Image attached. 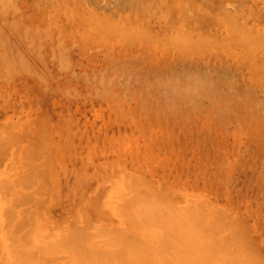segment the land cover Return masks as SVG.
<instances>
[{"label": "rangeland", "instance_id": "obj_1", "mask_svg": "<svg viewBox=\"0 0 264 264\" xmlns=\"http://www.w3.org/2000/svg\"><path fill=\"white\" fill-rule=\"evenodd\" d=\"M262 42L263 44H261ZM253 43L255 44L254 46ZM242 48H244V53L241 52L243 51ZM249 48L251 52L248 51ZM17 131L18 133L20 131V137L25 138L24 141L17 138L19 137L16 133ZM27 131L32 132V136L28 133L26 135L23 134ZM12 132L14 137L18 135L17 139H13ZM2 135L5 138H11L15 145L14 143L11 145L8 142L10 139H6V141ZM29 137L31 141L35 140L33 142H36L37 145L44 144L43 146H38L41 148L37 149L39 154L34 151L37 147L36 144L31 142L33 149L35 148L34 150H30L31 146L24 145L26 141L30 140ZM0 138L4 140L3 142L0 140L1 146L4 145L8 149L4 150V146L3 148L0 147V180L2 178V180L9 179L8 183L4 181V184H0V264H85L88 261H90L89 264H97V259L99 258L100 262H103L101 264H129V257L128 259L125 258L126 252L129 251L131 254L128 253L130 258H134L137 253L140 255L139 260L142 258L141 262H138L136 256L134 259L132 258L133 260L130 259V262L134 261L137 264L145 262L148 264V261L153 259L149 258L152 255L156 257L158 254L152 248L158 244L156 247L160 248V250L162 248L163 252L165 249L163 245L161 247V244H164L163 241L166 243L167 240L171 244H175H172L174 245L172 246L173 251L176 253L178 250L177 252L181 254H172L171 249L166 245L168 242L164 244L170 250L169 255H174V261L175 258L177 259L176 255H178L179 262L182 261L180 256H182V262L187 259L185 263L180 262V264H188V259H191V255L194 254L191 252L193 248L195 249L193 243L197 242V240L200 241L203 237L201 236L200 239V236H197L194 241V238L188 237V235H191L189 233L193 232L191 231L192 229L187 230L186 227L183 228L184 226H182V229L178 225H176V228H172V226H175L174 222L179 224L178 219L182 221L181 225L188 223L182 220L183 216L186 215L184 212L187 211H184L185 208L181 207L190 208L187 202L190 200L189 203H191V199L194 198H196L197 202L199 199L204 202L200 201V204L198 203L200 206H198L195 203L196 200L195 202L193 200L191 207L193 210L196 209V213H199L202 209L201 207H204V211H200V214L202 212L205 213L203 214L204 216L208 215L209 218H205L207 223L210 222V224L202 223V226L200 225L195 230L198 231L201 227H204L203 225H206L203 231H207L206 227L208 225L212 226L216 216L219 215V213L215 212V209H220L222 212L224 210L225 213L224 215L222 214V222L219 220L220 224L218 223L219 217H222L220 213V216L216 218L217 221L214 223V227L212 226L213 228L216 226L215 231L212 232L216 242L219 239H221L218 241L219 243L227 241L228 250L229 244L232 243L230 239L232 233L229 234V229L232 228L231 232L235 230L234 232L237 236L233 233V236H235V238L232 236L234 241H239V243H235L236 246L237 244L240 247V244L245 245L240 242L241 230H237L240 233L236 231L240 226H242L241 229L243 228L242 233L245 235L244 231H247L250 236L251 241H249L250 239L247 241V233L246 236L243 235L242 239L245 243L246 241L249 244L252 242L248 245V247L250 246L249 249L254 250L251 247L255 245L256 241V245L253 248L256 250L258 247V250H254L255 252L253 253L252 251L249 253V250H246L248 256L244 252L245 247L243 248L244 250H241L237 246L238 254L236 252L237 249L234 253L238 257L239 254L242 256L239 258L234 256V258L238 259V261L236 260L237 263L235 261L229 262L233 259V254L232 258L228 259L229 261L227 257L220 258V261L225 258L230 264H246L245 260L247 259L249 262L250 260L251 262L255 260L254 263H256L259 260V263H263L264 0H0ZM39 138L43 142H40ZM17 140L19 142H16ZM6 142L9 143V147ZM21 145L27 147V149L25 150V147ZM22 147L24 148L23 151L26 152L22 153L21 156L22 150L20 151V149ZM42 147L43 153L46 150L45 153L50 155L44 156L46 158L49 157V161H46L51 166L50 168L56 167L51 169L50 172L45 169L47 164L44 169L42 167V164L44 165L46 162L43 160L42 152H39V150L42 151ZM3 152L6 153L3 154ZM26 153L29 156V160L31 157H36L35 161L32 158L33 163L28 161V158L26 159L28 157ZM2 154L4 157H1L3 156ZM50 159L52 160L50 161ZM31 163L33 166L32 172L37 167L36 171L27 173L28 170H31ZM7 164L10 166L14 164L18 167L13 168L14 165L10 167L9 176V165ZM19 167L22 169H19ZM39 168H42L43 173ZM44 170L45 172L47 170V176ZM17 171L20 174H16ZM30 173H32V180L28 178ZM6 174L7 176L5 177ZM21 174L24 178L29 174L27 176L28 179H23L25 182L16 180L18 177L16 175L21 176ZM39 175L40 178H38ZM42 175L46 178L45 182L48 181L47 183L44 182L43 179L45 178ZM34 176L36 180H34ZM126 176L128 179L132 178L130 181L134 180L135 177L137 181H141L143 177L139 184L142 183V188L146 186L151 191V195L150 193L149 196L145 194L146 198L148 196V199L150 197L153 200L155 199V202L152 203L157 204L159 208L155 207V205L153 206L155 208H150L151 205L148 206L147 203L149 200L142 199L145 196L142 195L144 194L142 193L144 189L140 191L141 197L139 193L137 194L139 197H135V194L139 191L135 189V185H130L129 187L130 182L127 185L129 188H126V183H124V177ZM27 180L29 181L27 182ZM37 180L40 181L38 182ZM31 181L37 186H34ZM113 181L114 183H110ZM151 181H154V183ZM12 182L14 183V189H18L16 191L13 189L15 193L20 189L22 193L19 191V196L28 194V196H25L26 200L29 197V191L30 193L33 192L30 194L31 197H29L31 201L29 198L27 200L32 202L31 204L27 201V204L23 202L24 197L19 201V196H16L13 190L10 192V187L7 188L6 186L9 183L13 184ZM39 185L40 187H38ZM124 185L126 190L123 188ZM46 186L50 187L49 190ZM52 186L55 187L52 188ZM141 186L138 188L140 189ZM158 187L164 188V190H159L166 192V196H173L170 197L171 199L173 198V201L175 199L174 204L171 203L172 206L181 205L180 208L183 210L178 211L179 207L175 209L174 206L175 211L173 210V212H178L180 215L184 214L181 217L182 219L177 213L178 219L175 221L174 219L170 220L175 215L172 210L170 211L171 217L169 216V209L168 215L165 212L166 209L163 210L164 202H162L164 204L160 201L156 203L159 198L158 195L161 193V191L157 193ZM37 188H40L38 189L39 191H34ZM130 190L133 191L131 192ZM136 190L137 192L132 196V193ZM7 191L10 194L7 196L8 201L18 197V200L11 201L12 203L15 202V205L18 203L17 206H14V208L16 207V209H13L15 210L14 212H12L13 210L11 211L13 205L10 206L9 204L11 203L6 201L7 197L4 193ZM47 191H50L52 193L51 196H55L54 198L58 202L50 197V194L46 193ZM39 192L42 193L41 195L46 193L48 197L46 195L40 196ZM12 193L15 194L13 198L11 196L13 195ZM174 193L175 195L179 194L180 196L178 195L177 198L180 197V199H176ZM118 194L121 196H118ZM123 195L126 198L125 201L127 200L130 203L125 201V203H122L120 201L124 200ZM164 195L161 199L164 198ZM37 196L38 199L40 197L45 198L40 205L41 208L39 207V210L41 209L39 219L37 216L39 210L34 207L38 202L36 201ZM131 198L135 200V203ZM170 198H168L169 202L171 201ZM115 199H117L119 204H124V207L127 205L128 208L136 204V201V206L140 203L141 205H139L138 210L135 209V205H133L132 209H124V207L120 209L119 207L115 211L117 212L120 209L124 213L122 212L123 215L118 216L113 207L122 205H119ZM138 199L139 201L143 200L142 202L146 200V203H139ZM186 199L189 200L186 202ZM4 200L7 204H5ZM150 201L149 203L151 204ZM22 202L25 204L21 205ZM50 203L51 205L59 204L53 207ZM159 203L162 206L158 205ZM194 203L200 210L198 207L194 209ZM4 204L7 208L10 207L7 210L9 211V213L7 212L8 214L4 211L7 209ZM25 205H28V209L31 205V208H34V214L30 216L33 210L31 208L30 214L24 210L26 214H29V216L25 215L24 218L26 216L29 218L23 223L20 217H18L19 221L16 216L21 214L22 217V210L20 209H25ZM140 206H143L142 211L144 213L141 212L142 214H140L143 217L138 214L141 211ZM168 206L167 208L171 207ZM212 206L213 208H211ZM146 208H148L147 211ZM79 209H82L84 213H88V216L84 214V217L87 216L86 218L89 221H87V224L90 223L92 225V227L89 225L90 229L88 226L87 228L84 226L85 223L82 221L87 219L81 216L83 212L81 210L80 213ZM152 209H154V212H152ZM156 209H160L166 215L162 213L160 215V211L158 212ZM17 211L20 213L18 214ZM135 211L136 213L132 214ZM182 211H184L183 214H181ZM192 211L189 212L192 213V216H196V213ZM150 213L153 215L152 218L154 220L151 218L152 215ZM215 213L217 215L214 216ZM124 214H128L127 218L128 216L132 217L130 219L131 222L124 221ZM210 214L215 217L212 220L213 222L209 221L212 219ZM226 215L227 217H233L234 221H237L235 222L237 225L241 223L239 227H233L235 226L234 222H230L231 218H226ZM122 217L124 218L123 223L125 226L120 223L122 222ZM83 218L84 220H82ZM138 218H145L144 222H146V225H149L153 220V222H156L155 226H157L162 221V225H160L164 227V229L162 227L163 232L159 233L157 228L160 227L155 228L154 223L150 225L152 229L148 226L147 230L146 226H144L145 223ZM147 218H151V222ZM132 219L134 220L133 223ZM197 219L200 218L196 217V222ZM185 220L188 221V218H185ZM190 222L193 223L195 221L190 220L189 224ZM126 223L132 224L131 230L133 232H129L139 233L137 235L143 238L140 239L142 241H137L138 244L142 245L141 247L137 243V245L133 246L135 241L132 242V247L130 245L131 241H125L124 238L127 239L128 236L130 238L129 234H126V236L124 233L127 231L121 228L123 226L126 227ZM134 223L138 224L135 225ZM216 223H218V227ZM100 224L101 226L105 225L104 227L106 228L113 226L118 228L120 226V228L115 227L117 230L111 231L108 228L107 230L103 229L108 232L106 235L102 234L100 236L101 233L98 234L101 229ZM133 224L136 229L141 227L142 231L137 229L138 232H136ZM142 224L143 226H141ZM75 225L84 228L85 231L87 230L86 232L91 230L92 236L86 235L89 239L83 238L86 237L85 234L82 237L79 233L80 229L76 228ZM166 225L168 227L171 226L170 229L172 230H169ZM220 225H223L224 228L226 227L225 233L227 232V236L230 235L228 239L231 242L226 238L223 240L226 235L222 234L224 230L223 232L220 231V229H224L222 228L223 226L220 228ZM192 226L197 227L198 225L194 223ZM188 227L190 228L191 226L188 225ZM74 229L79 235H76ZM165 229H167V234L165 232L166 236L165 234L161 235ZM176 229L183 230L182 232L178 230L180 232L178 237ZM120 230L124 234L123 237V234L120 233L121 237H123L121 240H119L120 235H118ZM109 231L112 236L113 234L118 235H116L119 238L117 244L123 243L125 245H114V242H112L113 247L110 245H108L110 248L103 246L101 241L105 239L106 242L108 238V240L113 238ZM112 231L115 232L112 233ZM151 231L152 233L157 231V234L153 233L156 236L149 235ZM143 232L147 236H144ZM216 232H219L218 235L220 237ZM94 233L98 235L94 236ZM108 233L111 237H108ZM67 234L72 240H69ZM160 235L163 236V239ZM183 235L185 238H189L188 241L190 239L193 241V243L190 241L189 244L187 242L188 247L186 244L182 245L185 243L184 240H187L183 238ZM66 236L68 237V242L66 241L68 245L63 242ZM74 236L76 239H74ZM77 236H80V238L77 239ZM164 236L168 238L166 241ZM193 236L195 237L196 234ZM101 237H103L102 240L100 239ZM158 237H161L160 240H162L159 241ZM246 237L247 239L244 240ZM179 238H183V240ZM79 239L81 242L77 243ZM81 239H84L85 242H82ZM94 239L97 240L96 242L101 240L102 250L106 247L111 251V247L114 249V247L121 246L118 252L119 250L120 252H125L123 250L128 248L123 253L125 257L122 256L125 259L120 257L121 255H116L119 254L118 252L113 254L109 251L106 253V250L101 251L98 248L101 244H94ZM90 240L92 242L94 240L92 249L97 247L96 249H99V253L101 251V255L106 254V259L109 257L108 259H111V261L101 259L105 255L95 259L94 257L98 255V251L97 253L92 251L94 252L92 254V249H85L88 243H90L89 246L91 245ZM137 240L139 239L137 238ZM179 240H181V244H179ZM148 241H150L149 245L154 244L152 248L147 245ZM86 242L88 243L85 244ZM82 243L86 245L84 250L77 248V244L79 247V244L81 245ZM177 243L179 246L176 245ZM74 244L76 249L75 247L72 249ZM108 244L111 243L108 241ZM235 244L232 243V247ZM180 245L184 246V251ZM224 245H221V248L219 246V248L222 249L224 247L223 249H225ZM205 246L201 247L203 251ZM211 246L210 249L212 248ZM218 246L213 248L216 249ZM186 247L188 248L186 252L191 254H188V257L185 252ZM139 248H143L142 250L147 248V251L150 249L151 251L146 252L141 249L140 251ZM189 248H191V251ZM198 248L200 249V246L198 247L197 245L195 252H197ZM199 249L198 252L200 251ZM160 250L158 249L162 253ZM231 250L234 249L230 248L228 251L233 253ZM239 250L243 251L245 255ZM116 251L113 250V252ZM217 251L218 253L221 252L220 255H222V251L226 255L228 254L225 250ZM165 252H163V256ZM204 252V258L209 262L211 258L208 257H214L217 254H213L214 251L212 252L209 248ZM110 254L117 256L115 260H112L114 257ZM86 255L90 257L92 255L91 260H94V262L88 259V261L82 263ZM82 256L84 259H82ZM163 256H161V259ZM201 256L203 257V254ZM243 256L248 258L244 257L246 259L243 260L241 259ZM193 257H197V259ZM192 258V263L194 259L198 260L197 264L202 261L199 260L201 258L197 253ZM146 259L147 262L145 261ZM157 260L153 259L152 262H149L150 264H155L153 261ZM165 260L168 259L165 258ZM212 260L215 264H220L217 263L216 257L212 258ZM142 261L144 262L142 263ZM159 261L161 262L162 260ZM179 262L177 263L179 264ZM163 263H166V261ZM167 263L169 264V261ZM206 263L208 264V262Z\"/></svg>", "mask_w": 264, "mask_h": 264}, {"label": "bare ground", "instance_id": "obj_2", "mask_svg": "<svg viewBox=\"0 0 264 264\" xmlns=\"http://www.w3.org/2000/svg\"><path fill=\"white\" fill-rule=\"evenodd\" d=\"M240 2H241V1H240ZM245 3H246V2H245ZM204 12H205V11H204ZM205 13H206V12H205ZM208 13H209V12H208ZM215 13H216V11H215ZM213 16H214V15H213ZM216 16H217V15H216ZM258 23H259V22H258ZM231 25H232V23H231ZM232 26H234V24H233ZM241 26H242V25H241ZM123 29H124V27H123ZM126 29H127V28H126ZM245 29H246V28H245ZM245 29H244V30H245ZM108 30H109V28H108ZM124 31H125V30H124ZM245 31H246V30H245ZM127 32H128V31H127ZM140 32H142V31H140ZM125 33H126V31H125ZM130 33H131V32H130ZM130 33H129V34H130ZM138 33H139V32H138ZM138 33H137V34H138ZM142 33H143V32H142ZM140 34H141V33H140ZM252 35H253V33H252ZM139 36H140V35H139ZM262 36H263V35H262ZM141 37H142V36H141ZM258 37H260V36H258ZM247 38H248V37H247ZM131 40H132V39H131ZM257 40H258V39H257ZM259 40H261V39H259ZM262 40H263V39H262ZM196 41H198V40L196 39ZM212 41H213V40H212ZM248 41H250V40H248ZM252 41H253V40H252ZM177 42H179V41H177ZM186 42H187V41H186ZM216 42H217V41H216ZM257 42L260 43L259 41H257ZM146 43H147V42H146ZM148 43H149V42H148ZM160 43H161V42H160ZM160 43H159V44H160ZM164 43H165V42H164ZM196 43H197V42H196ZM198 43H199V42H198ZM200 43H201V42H200ZM208 43H210V42H208ZM211 43H213V42H211ZM217 43H218V42H217ZM255 43H256V42H255ZM258 43H256V44H258ZM179 44H181V43H179ZM179 44H178V46H179ZM182 44H183V43H182ZM261 44H263V42H262ZM157 45H158V43H157ZM199 45H200V44H199ZM199 45H198V46H199ZM201 45H202V44H201ZM254 45H255V44L253 43V46H254ZM259 45H260V44H259ZM180 46H182V45H180ZM183 46H184V45H183ZM228 46H229V45H228ZM200 47H201V46H200ZM183 48H184V47H183ZM186 48H187V45H186ZM242 50H243V51H241V52L244 53V48H242ZM253 50H254V49H253ZM239 51H240V50H239ZM248 51L251 52V49L249 48ZM248 51H246V52H248ZM246 52H245V53H246ZM250 52H248V53H250ZM238 53H240V52H238ZM260 53H261V52H260ZM235 54H236V53H235ZM262 54H263V53H262ZM247 56H248V55H247ZM255 56H256V55H255ZM248 57H249V56H248ZM240 59H242V58H240ZM240 61H241V60H240ZM242 61H244V60L242 59ZM242 61H241V62H242ZM245 62L247 63V61H245ZM262 62H263V61H262ZM261 64H262V63H261ZM247 65H248V64H247ZM249 65H250V64H249ZM251 65H253V64H251ZM254 73H255V72H254ZM31 119H32V118H31ZM7 123H8V122H7ZM11 123H12V122H11ZM12 126H13V125H12ZM3 127H4V126H3ZM3 132H4V131H3ZM7 133H8V132H7ZM14 133H15V132H14ZM16 133H17L18 135L21 134L20 131H19V133H18V131H17ZM22 133H23V132H22ZM27 133L31 135L32 132H28V131H27L26 133H23V134L26 135ZM4 134H5V133H4ZM12 134H13V132H12ZM17 134H16V135H17ZM5 135L7 136V134H5ZM16 135H15V136H16ZM18 135H17V136H18ZM17 136H16V137H17ZM21 136H22V135H21ZM23 136H24V135H23ZM31 136H32V135H31ZM31 136H30V137H31ZM2 137H4V135H2ZM10 137H11V134H10ZM13 137H14V134H13ZM16 137H14L13 139H17V138H18L19 140H23V141H24V139H25V138H23V137H20V135H19L20 138H19V137L16 138ZM30 137H29V139H30ZM4 138H5V137H4ZM22 138H23V139H22ZM6 139H10L8 142H10L11 145H13L14 141L12 142L11 138L7 137V138H5V140H6ZM32 139H33V138H32ZM36 139H37V138H36ZM39 139H40V138H39ZM0 140H2V139L0 138ZM3 141H4V140H2V142H3ZM6 141H7V140H6ZM33 141H35V140H32V141H31V139H30V140H28V142H30V143L27 145L28 142L26 141L24 145H25V146H31V149H30V147H29L30 150H34V149H35V148L33 149V145H32V143H33V144H36L37 147H38V146H43V145H44V144H43V145H41V144H40V145H37V143H36V142L34 143ZM8 142H6V143H8ZM16 142H19V141L17 140ZM31 142H32V143H31ZM40 142H43V141H41V139H40ZM4 143H5V142H4ZM4 143H2V144H4ZM30 144H31V145H30ZM38 144H39V143H38ZM6 145H7V144H6ZM14 145H15V143H14ZM19 145H20V144H19ZM3 146H4V145H3ZM3 146H1V141H0V147L3 148ZM9 146H10V145H9V143H8V147H9ZM21 146H23V145H21ZM25 146H23V147H25ZM36 146L34 145V147H36ZM15 147H16V146H15ZM17 147H18V145H17ZM17 147H16V148H17ZM19 147H20V146H19ZM23 147H22V149H20V151H21V150H22V151L24 150ZM37 147H36V149L34 150V151H36V153H38V150H37V149H41L40 147H38V148H37ZM44 147H46V146H44ZM48 147H49V146H48ZM5 148H6V147L4 146L3 149H4V150H8L7 148H6V149H5ZM13 148H14V147H13ZM3 149H2V150H3ZM14 149H15V148H14ZM26 149H27V147H25V150H26ZM50 150H51V149H50ZM14 151H15V150H14ZM22 151H21V156H22V153L26 152V151H23V152H22ZM52 151H53V150H52ZM18 152H19V151H18ZM31 152H32V151H31ZM31 152H30V153H31ZM39 152H42L43 157L46 156L47 154L49 155V153H47V154L45 153L46 150H44V153H45V154L43 153V147H42V151L39 150ZM49 152H50V151H49ZM0 153H1V151H0ZM5 153H6V152H3V154H5ZM16 153H17V151H16ZM27 153H28V151H27ZM27 153H26V155L28 156L29 153H28V154H27ZM3 154H2V155H3ZM19 154H20V153H19ZM19 154H18V155H19ZM31 154H32V153H31ZM38 154H39V153H38ZM38 154H37V155H38ZM13 155H16V154H13ZM24 155H25V154H24ZM29 155H30V154H29ZM30 156H31V155H30ZM32 156H34V155H32ZM49 156H50V155H49ZM1 157H4V155L1 156ZM25 157H26V156H25ZM20 158H21V157H20ZM27 158H28V161H31V162H32V158H33V157H31L30 160H29V156L26 157V159H27ZM35 158H36V157H35ZM35 158H33V160H34ZM37 158H38V157H37ZM44 158H45V159H44ZM44 158H43V160H45V161H46V160L49 161V159H48L49 157H47V158L44 157ZM22 159H24V158H22ZM51 160H52V159H50V161H51ZM34 161H35V160H34ZM34 161H33V162H34ZM37 161H38V159H37ZM47 161L44 163V165L42 164L43 162H42L41 164H42L43 169H44V166H46V164H47L48 168H47V166H46L45 169L49 170V172H50L51 169H54V168H56V167H54V168H50L51 166L48 165V162H47ZM20 162H21V161H20ZM33 162H32V163H33ZM21 163H22V162H21ZM32 163H31V168H30L31 170H28L27 173H28L29 171L32 172V170H33V168H32V167H33V166H32ZM49 163H50V162H49ZM51 163H52V162H51ZM22 164H23V163H22ZM22 164H21V165H22ZM28 164H29V163H28ZM7 165H9V164H7ZM7 165H6V167H7ZM13 165H14V164H13ZM13 165L11 164V166L9 165V167H8V168H9V170H8V176H9L10 167H13ZM34 165H35V164H34ZM24 166H26V165H24ZM28 166H30V165H28ZM53 166H54V165H53ZM16 167H17V166L14 165L13 168H16ZM38 167H41V166H38ZM13 168H12V170H13ZM17 168H18V167H17ZM23 168H25V167H23ZM34 168H35V166H34ZM36 168H37V167H36ZM36 168H35V170H34L33 172L36 171ZM19 169H22V168L19 167ZM27 169H28V167H27ZM39 169H40V171H42V173H43L42 168H39ZM105 169H106V168H105ZM24 170H26V169H24ZM47 170H46V172H45V170H44V173L46 174V176H47ZM14 171H15V169H14ZM18 171H19V170H18ZM18 171H17L16 174H20V172L18 173ZM52 171H53V170H52ZM106 171H107V169H106ZM12 172H13V171H12ZM12 172H11V174L15 173L16 171L13 172V173H12ZM33 172H32V173H33ZM25 173H26V172H25ZM27 173H26V174H27ZM32 173H30V177H28L29 179L32 178V177H31ZM105 173H106V172H105ZM23 174H24V173H23ZM36 174H37V173H36ZM40 174H41V173H40ZM107 174H108V171H107ZM107 174H106V175H107ZM14 175H15V174H14ZM28 175H29V174H28ZM28 175H26L25 178H27ZM33 175H34V174H33ZM49 175H50V174H49ZM6 176H7V174L5 175V177H6ZM16 176L19 177L20 175H16ZM16 176H15V178H16ZM24 176H25V175H24ZM42 176L44 177V175H42ZM42 176H41V177H42ZM50 176H52V175H50ZM107 176H108V175H107ZM132 176H133V175H132ZM132 176H129V177H132ZM3 177H4V176H3ZM5 177H4V178H5ZM18 177L16 178V180H18V181L20 180L21 182L23 181V179H25V178L22 176V174H21L20 178H18ZM22 177H23V178H22ZM36 177H37V175H36ZM43 177H42V178H43ZM115 177H116V176H115ZM126 177H127V176H126ZM126 177H124V178H125V179H124L125 181H124L123 178H122V180L124 181V183H126V188H129L130 185H133V186L135 185V186H136L135 189H137V190L139 191V192H137V190H136L134 193H132V196L137 192V193L135 194V197H139V196L141 197V193H140V191L143 190V189H144V190H143L144 192L142 191V193H144V194H142V195L147 194V195L149 196V193H150V195H151V191L149 190V188H147L146 186H145L146 190H145L144 187L142 188V186H141L142 183L139 184V181H140V180L137 181L136 177H135L136 180L134 179V180H132V181H130L132 178L128 179V177H127V179H128V180H127ZM7 178H8V177H7ZM9 178H10V177H9ZM12 178H13V177H12ZM15 178H14V182H15ZM21 178H22V179H21ZM28 178H27V179H28ZM38 178H40V175H39ZM38 178H37V179H38ZM44 178H45V177H44ZM106 178H107V177H106ZM108 178H109V180H110V177H109V176H108ZM113 178H114V177H113ZM119 178H120V177H119ZM138 178H140V177H138ZM158 178L160 179V177H158ZM2 179H3V178H2ZM2 179L0 180V184H1V183L4 184V183H5L4 181H6V183L9 182V179H8V180H7V179L2 180ZM142 179H143V177H142ZM142 179H141V181H142ZM25 180H26V179H25ZM31 180H32V179H31ZM34 180H36V179H35V176H34ZM34 180H33V181H34ZM43 180H44V182H45L46 178L43 179ZM118 180H119V179H118ZM120 180H121V178H120ZM126 180H127L128 183L126 182ZM160 180H161V179H160ZM1 181H2V182H1ZM7 181H8V182H7ZM12 181H13V179H12ZM28 181H29V180H27V182H28ZM37 181H38V180H37ZM39 181H40V180H39ZM39 181H38V182H39ZM110 181H111V180H110ZM141 181H140V182H141ZM143 181H144V180H143ZM149 181H150V180H149ZM3 182H4V183H3ZM10 182H11V181H10ZM23 182H25V181H23ZM27 182H26V183H27ZM34 182H35V181H34ZM34 182L32 183V181H31V183L34 184V186H37V185H35ZM47 182H48V181H47ZM47 182H45V183H47ZM120 182H121V181H120ZM129 182H130V184H129ZM136 182H137V183H136ZM147 182H148V181H147ZM151 182L154 183V181H151ZM12 183H13V182H12ZM15 183H16V182H15ZM40 183H42V182H40ZM110 183H114V181H113V182H110ZM117 183H118V182H117ZM124 183H122V184H124ZM135 183H136V184H135ZM144 183H145V181H144ZM28 184H29V183H28ZM128 184H129V187H127ZM138 184H139V186H141L142 189H141V188L139 189V188H138L139 186L137 187ZM159 184H160V182H159ZM8 185H12L13 187H12V186H8ZM8 185H7L6 187H7V188L10 187L9 190H10V192H12V190L14 189V183H13V184L9 183ZM25 185H27V184H25ZM25 185H24V187H25ZM30 185H31V184H30ZM30 185H29V186H30ZM46 185H47V184H46ZM152 185H153V184H152ZM152 185H150V186H152ZM161 185L163 186V184H161ZM161 185H160V186H161ZM47 186H48V185H47ZM47 186H46V187H47ZM118 186H119V184H118ZM143 186H144V185H143ZM162 186H161V187H162ZM15 187H16V185H15ZM31 187H33V186L31 185ZM38 187H40V185H39ZM41 187H42V185H41ZM50 187H51V185H50ZM50 187H49V188H50ZM54 187H55V186H54ZM54 187L52 186V188H54ZM163 187H164V186H163ZM19 188H20V187H19ZM28 188H29V187H28ZM42 188H43V187H42ZM49 188L47 187L48 190H49ZM113 188H114V187H113ZM115 188H117V187H115ZM123 188L125 189V185H124ZM151 188H152V187H151ZM153 188H154V187H153ZM16 189H17V188H16ZM16 189H14V190L16 191ZM22 189H23V188H22ZM26 189H27V188H26ZM38 189H40V188H37V189L34 190V191H37ZM43 189H44V188H43ZM111 189H112V188H111ZM118 189H119V188H118ZM154 189H155V188H154ZM159 189H163V190H164V188H160V187H158V189H157V193H158V191H159V193H160V191H161V193L158 195L159 198L157 199L156 203H158L159 201H160L161 203L164 202L165 205H167V206H168L169 203H170L169 206H171V207L168 206L169 208H167V206H165V205L162 206L161 203L158 204V205H161V206L164 208V209H163V208L161 207V209H163V210L166 209L165 212H166L167 215H168V209H169V216L172 217V214L170 213V211L172 210V212H173V210H174V206H175V209H176V207H177V209H178V207H179L178 211H181V210H183V209L185 208L184 211L186 210V211L188 212V213H187V212L182 211L181 214H183V212H184V214L186 213V215L191 214V215H189V216H186V215L183 214V215L185 216L186 219L188 218V221H186L185 218H184V216H183V215H180V214L177 212L178 215H180V218L183 216V219H182V218H181V219L184 220L185 223L188 222V223H186V224H188L189 226H191V227H193V228H191V227H190V228H189V227L187 228L188 225H186V224H185V225H184V224L181 225L180 223H181L182 221H181L180 219L177 218L178 216H177V213H176V212H173V214H175V215H174L171 219H170V218H169V219H170V220L174 219V221L178 219L177 221H178V223H179L180 225H179V224H176V222H174V223H175V224H174L175 226H172V228H173V227L176 228V227H177L176 225H178V226H181V228H182V226H184L183 228L186 227L187 230H188V229H192L191 231H193L194 233H193V232H192V233H189V234H191V235H188V237L191 236L190 238H191V239L194 238V239H193L194 241H195V239H197V236H200V239H201V236L203 237V238L201 239L202 241H201V240L199 239V237H198V239L200 240V241L197 240L198 244H197V242H195V243L198 245V247L200 246V249L198 248V249L200 250V251H199L200 253L198 252V249H197V252H195V251H196L195 249L197 248V245H196L195 243H193V241H191V239H190L191 243H193V244L195 245V246L193 245V246L195 247V249L193 248L192 251H191V248H189L190 251L194 253V254L191 255L190 252H186L187 249H188V248H187V247H188V244L190 243V241H188L189 238H188V237L185 238V236L183 235V236H184L183 238L187 239V240H184L185 243H184V241H182V242L184 243V244H182V245H185V244H186V246H187V247H186V250H185L187 257H188V254H190V255H191V259H193V258H196V259H197V257H193V258H192V256H194V255L197 253V254H199V256H200V258H201V259H199V258H198V259H199V260H202L201 262L199 261V263H201V264H202V263L207 264L206 262H208V264H209V263H210V264H211V263H212V264H213V263L215 264V262L213 261L214 259L212 260V258H214V257L217 258V260H218L217 263H220V264H227V262L229 261L228 259H229V258H232V254H233V259H232V260L230 259L231 261H229V262H233V261H235V262L237 263V261H238V259L236 258V257H238V256H237V254H238V252H237V251H238L237 246H239V245L237 244V246H236L235 243H239V241L235 239V240H236V242H235L234 239H233V237L235 238V236H236V234H235V232H234L235 230H233V231L231 232L232 228H231V229L228 228V229L230 230V233L228 232L229 234L232 233V234H231L232 236H233V233L235 234V236H233V237L231 236V237H230V235L227 236V234H226L227 232L225 233V231H226V227L224 228L223 225H220V228H221L222 226H223L222 228H224V229H222V230L220 229V231L223 232V230H224V233H222V234H223V235H226V236L223 238V240H225V238H226L228 241H230V239H231V240H232V243H234L235 246H236V247L234 246V247H235V248H234V247H232V243L229 244V249H230V248H231V249H232V248L234 249V250H231V252L233 251V253H230V252L228 251L229 249L227 250V248H228V247H227V246H228L227 241H225L224 243H223L222 241H221L220 243L218 242V241L221 240V239H219L217 242L219 243L220 248L225 244V245H224V246H225V249H223L224 247H223L222 249H220L219 246H218V244H217V242L215 241V237H214V235H213V233H212V232H214L215 229H216V226H215V228H213V227H214V226H213L214 223L217 221L216 218H218V216H220V213H221V216H222V214L224 215V214H225V213H224V210H223V212H222L220 209H215V212H216L217 214L219 213V215L216 216V218H215V217H212L211 214H210V216L212 217V219H211V220L207 219V220L213 222L212 220H213V218H215V222L212 223V224H213V225H212L213 227H212L211 225H208L209 227H210V226H211V227L209 228V227L207 226L208 228L206 227V229H208V230H207V231H203V230L205 229V226H206V225H203L204 227H201L202 229L200 228V229L197 231V230H195V229L199 228L200 225L202 226V223H205V224L207 223L206 218L208 217V215H207V216H206V215L204 216L203 214H205V213H202V212L204 211V207H201V208H202L201 210H200V208L198 207V206H200V205H199V204H200V201H201V202H204V201L199 199L198 202H197L196 198L191 199L192 201L194 200V202H195V200H196L195 203L198 205V206H196V204L194 203V206H193L194 209H195V207H196V208L198 207L199 210L202 211L201 214H200V211H199V213L197 212V213L199 214V215H198V214L195 212L196 209L193 210V208L191 207V205L193 204L192 201H191V203H189V201H190L189 199H186V200H185L186 202L189 200V201L187 202V204L190 205V208H187V209H186V207H181V208H183V209H181V208H180L181 205L177 206L178 204L172 206L171 203H173V202L175 201V199H174V201H173V198L171 199L170 197H173V196H172V195H170V197H169V196H166L167 193L164 192L163 190H159ZM14 190H13V192H14ZM17 190H18V189H17ZM28 190H29V189H28ZM51 190H52V189H51ZM51 190H50V191H51ZM53 190H54V189H53ZM125 190H126V189H125ZM19 191H20V189H19ZM19 191H18L17 193L14 192V193L16 194V196L18 195ZM38 191H39V190H38ZM50 191H47L46 193H49V194H50V197H52V196H51V194H52L51 192H52V191H51V192H50ZM102 191H103V190H102ZM120 191H121V190H120ZM127 191H128V189H127ZM130 191L132 192L133 190H130ZM145 191H147V192H145ZM162 191H163V192H162ZM20 192H21V191H20ZM55 192H56V191H55ZM6 193H8V191L4 193V194L6 195V197H7L8 195H10L9 193H8V194H6ZM21 193H22V192H21ZM23 193H24V192H23ZM31 193H33V192H31ZM31 193H30V191H29V197H31V195H30ZM39 193H40V192H39ZM39 193H38V194H39ZM46 193L43 194V195H41L42 193H40V196H44V195L47 196ZM125 193H126V192H125ZM138 193H139V196H137ZM157 193H156V194H157ZM12 194H13V193H12ZM15 194L11 195L12 198L15 196ZM38 194H35V195H38ZM56 194L59 196L58 193H56ZM161 194H163V195L165 194L163 199H165V198H166V199H165L164 201H163V199H161V198L163 197V195H162V197H160ZM5 195H4V199L6 200ZM19 195H20V194H19ZM19 195H18V196H19ZM26 195L28 196V194H26ZM26 195H25V194H24V195L21 194V196H19V201H21L20 199H22V198L24 197V199H23L24 201H23V202H26V201L28 200V198H29V197H27V200H26V199H25V196H26ZM53 195H54V193H53ZM57 195H56V196H57ZM174 195H175V193H174ZM178 195H179V194H178ZM178 195H175V196H176V199H180V197L177 198ZM32 196H33V194H32ZM40 196H39V197H40ZM58 196H57V198H58ZM118 196H121V195L118 194ZM126 196H128V195H126ZM129 196H130V195H129ZM148 196H147V198H146V195H145L144 198H142V199H146V200H149V201L152 200V201H150L151 204L149 203V201L147 202V203H148V206L151 205L150 208H155V207L157 206V204L152 203V202H155V199L153 200V199H151V197H150V199H148V198H149ZM165 196H166V197H165ZM175 196H174V197H175ZM179 196H180V195H179ZM0 197H1V196H0ZM2 197H3V196H2ZM20 197H21V198H20ZM47 197H48V196H47ZM54 197H55V196H54ZM54 197H52V198L55 200L56 198H54ZM84 197H85V196H84ZM111 197H112V196H111ZM115 197H116V196H115ZM135 197H134V198H135ZM10 198H11V197H10ZM34 198H35V197H34ZM34 198H32V199H34ZM36 198H37L36 201H38L40 204L37 202V205H38V206H37V205L34 206L35 203H36V202H35L33 206H34L35 208H37V210H39V207H40V205L42 204V202L44 201L45 198L43 199V197H40L41 199H40V198L38 199V196H37ZM123 198H124V200H120L122 203H123V202L125 201V199H126L124 195H123ZM152 198H153V197H152ZM168 198H170V200H171L170 202H169V199H168ZM1 199H2V198H1ZM15 199L18 200V197L15 198ZM15 199H13V200L10 199V200L8 201V197H7V200H6L7 203H8V202L11 203V204H9L10 206L13 205V207L11 208V211H12L13 209H16V207L14 208V206H17V204H18V203H17V204L15 205V202H13L14 204L11 202V201H16ZM46 199H47V198H46ZM113 199H114V197H113ZM113 199H112V200H113ZM117 199H118V198H117ZM117 199H115L116 202H118ZM121 199H122V198H121ZM131 199H132V198H131ZM139 199H140V198H139ZM139 199H138V202H139V203L143 201V200H142V201H139ZM167 199H168V200H167ZM5 200H4V201H5ZM29 200H30V198H29ZM40 200H41V201H40ZM115 200H114V202H115ZM128 200H129V199H128ZM132 200H133V199H132ZM136 200H137V198H136ZM146 200H145L144 202H142V204L146 203ZM6 201H5V204H7ZM30 201H31V200H30ZM30 201H27V202L29 203ZM34 201H35V200H34ZM46 201H47V200H46ZM46 201H45V203H46ZM55 201L58 202V200H55ZM133 201H134V203H135V200H133ZM176 201H177V200H176ZM205 201H207V200H205ZM23 202L21 203V205H24V204H25V203L23 204ZM27 202H26V204H27ZM111 202H112V201H111ZM111 202H110V204H111ZM116 202H115V203H116ZM125 202L128 203L129 201L127 202V200H126ZM125 202H124V203H125ZM166 202H167V204H166ZM31 203H32V202H30V204H31ZM45 203H44V204H45ZM88 203H89V201H88ZM129 203H130V202H129ZM164 203H162V204H164ZM198 203H199V204H198ZM206 203H207V202H206ZM206 203H205V204H206ZM209 203H210V202H209ZM5 204H4V205H5ZM19 204H20V203H19ZM58 204H59V203H57V204H52V205H53V207H54V205L57 206ZM84 204H85V203H84ZM110 204H109V205H110ZM118 204H119V202H118ZM173 204H174V203H173ZM50 205H51V203H50ZM52 205H51V206H52ZM111 205H112V204H111ZM119 205H122V204L120 203ZM123 205H124V204H123ZM123 205H122V206H117V207L114 206V205H112V206H114L113 209H114V211H115V210H118L119 207H120V209H123V208H122V207H124ZM130 205H132V204H130ZM130 205H129V206H130ZM133 205L136 206V205H137V201H136V204H133ZM133 205H132L131 207H129V208L132 209ZM139 205H141V203L138 204V206H136L135 209L138 210V209H139V208H138ZM154 205H155V207H153ZM212 205H213V204H212ZM25 206H26V205H25ZM27 206H28V205H27ZM27 206L25 207V209H24V208H21V209H20V210H22V212H21V213H22V217H21V214H19L20 212H18V211H17V213L19 214V216H16V214L14 215V213H13V215L17 217V220H19L18 217H20V220H21V222H23V223L25 222V220H26L27 218H29V217H27V216H29V214L31 213V210H32V209H33V210H32V213H31L30 216H33L32 214H34V213H33V212H34V208H31V205H30V208H31V210H30V208L28 209ZM143 206H144V205H143ZM143 206H142V207H143ZM145 206H146V205H145ZM164 206H165L166 208H165ZM184 206H185V205H184ZM205 206H206V205H205ZM208 206H209V205H208ZM109 207H110V206H109ZM140 207H141V206H140ZM142 207L140 208V209H141L140 213H138L140 217H143V216H141L140 214L144 213V211H142V210H143ZM187 207H188V206H187ZM206 207H207V206H206ZM216 207H217V206H216ZM2 208H3V207H2ZM5 208H7L6 205H5ZM9 208H10V207H8L6 210H4V211H6V214L9 213V211H7ZM40 208H41V207H40ZM107 208H108V207H107ZM129 208H128L127 205H126V207H124V209H129ZM144 208H145V207H144ZM150 208H149V209H150ZM157 208H159V207L157 206ZM170 208H173V209H170ZM191 208H192V209H191ZM207 208H208V207H207ZM211 208H213V206H212ZM211 208H210V209H211ZM214 208H215V206H214ZM27 209H28V210H27ZM53 209H55V208H53ZM120 209H119V211H117V212L115 211V213H116L118 216H119V215L122 216V215H123L122 212L124 213V211L121 212ZM131 209H130V210H131ZM135 209H134V210H135ZM190 209H191V210H190ZM1 210H3V209H1ZM24 210H26L29 214H26V211H24ZM29 210H30V212H29ZM37 210H36V212H37ZM40 210H41V209H40ZM40 210L38 211L39 214L36 213V214H38V215H37V216H38V219H39V216H40V214H41V213H40V212H41ZM50 210H51V209H50ZM81 210H82V209H81ZM81 210L79 209V212H80V213H81ZM134 210H133V211H134ZM147 210H148V208H146V211H147ZM152 210H153L152 212H154V209H152ZM156 210H158V209H156ZM192 210H193V211H192ZM205 210H207V209H205ZM4 211H2V212H4ZM14 211H15V210H13L12 212H14ZM56 211H57V210H56ZM159 211H160V209L158 210V212H159ZM174 211H175V210H174ZM189 211H190V212L192 211V212L196 213V216H195V215L192 216V213H190ZM213 211H214V210H213ZM218 211H219V212H218ZM2 212H1V214H3ZM7 212H8V213H7ZM23 212H24L25 214H24ZM57 212H58V211H57ZM82 212H83V213H81V216H82V217H84V214H86V215L88 214V213H86V212L84 213L83 210H82ZM119 212H121V213H119ZM131 212H132V211H131ZM138 212H139V211H138ZM141 212H142V213H141ZM149 212H150V211H149ZM165 212L163 213V211H160L159 213H160V215H161V213L164 214V215H166ZM205 212H206V211H205ZM51 213H53V212H51ZM135 213H136V211L133 212L132 214H135ZM216 213L214 214V216L217 215ZM23 214H24V215H23ZM82 214H83V215H82ZM170 214H171V215H170ZM226 214H227V213H226ZM10 215H11V214H10ZM25 215H27L26 218H24ZM54 215H55V214H54ZM127 215H128V214H127ZM127 215L124 214V216H125V220H124L123 217L121 218V219H122V222H120V223H121L122 225H124V226H125V224H124L123 222L125 221V222H128V223H129L130 219L132 218V217H129V216H128V218H127V217H126ZM130 215H131V214H130ZM145 215H146V213H145ZM145 215H144V217L146 218ZM150 215H152V214L150 213ZM5 216H6V215H5ZM5 216H3V217H5ZM37 216H36V217H37ZM87 216H88V215H87ZM87 216L84 217V218L87 219V220L82 221V222L85 223L84 226H85L86 228H87V226H88L89 229H90V228L92 227V225H91L90 223L87 224V221H88V218H86ZM113 216H114V215H113ZM201 216L204 217L205 221H204L203 217H201ZM228 216H229V215H228ZM8 217H9V216H8ZM8 217H7V218H8ZM16 217H14V218H16ZM136 217H138V216H136ZM136 217H135V218H136ZM147 217H148V215H147ZM152 217H153V215L151 216V218H152ZM190 217H191V219H189ZM196 217H199V218L201 219V221H200V219H197V222H196ZM205 217H206V218H205ZM229 217L231 218V221H230V220H229V221H230V222L233 221L234 224H235V226H233V227H236V228L239 227V224H241V223H238V225H237V223H235V222H237V221H234L235 219H233V217H231V216H229ZM229 217H227V215H226V218H229ZM22 218H24V219H22ZM32 218H34V217H32ZM61 218H62V217H61ZM84 218H83L82 220H84ZM133 218H134V217H133ZM145 218H138V219H142V222H144V219H145ZM151 218H150V219L147 218V220H148L149 222H151V221H150ZM167 218H168V217H167ZM208 218H209V217H208ZM219 218H220V219H218V223H219V220H221V222H222V218H223V216H222V217H219ZM234 218H235V217H234ZM65 219H66V218H65ZM118 219H119V218H118ZM126 219H128V220L126 221ZM152 219H153V218H152ZM224 219H225V217H224ZM232 219H233V220H232ZM20 220H19V221H20ZM123 220H124V221H123ZM153 220H154V219H153ZM153 220H152V222H151L149 225H146V222H144V223H145L144 226H146L147 230H148V228H149L148 226H150L152 223H154V226H155V223H156V222H155V221L153 222ZM179 220H180V222H179ZM190 220H191V221H195V222H193V223L190 222V224H189V221H190ZM236 220H237V219H236ZM69 221L72 222L73 220H69ZM133 221H134V220L132 219V223H133ZM202 221H203V222H202ZM223 221H224V220H223ZM73 222H74V221H73ZM88 222H89V221H88ZM130 222H131V221H130ZM149 222H148V223H149ZM163 222H164V221H163ZM171 222H172V221H171ZM69 223H70V222H69ZM194 223H195V225H198V226H197V227L192 226ZM198 223H199V224H198ZM218 223H216V224H217V227L219 226ZM73 224H74V223H73ZM126 224H127V223H126ZM134 224H135V223H134ZM134 224H133V227H135V225L138 224V223H136L135 225H134ZM139 224H140V223H139ZM158 224H159V222H158ZM160 224L162 225V221L160 222ZM160 224H159V225H160ZM207 224H210V222H208ZM216 224H215V225H216ZM219 224H220V223H219ZM221 224H222V223H221ZM89 225H91V227H90ZM111 225H112V224H111ZM159 225L155 226V228L160 227V228H157V229H158L157 231H159V233H160V232H163V231H162V227H163V226L161 227V225H160V226H159ZM164 225H165V224H164ZM167 225H168V224H167ZM167 225H166V227L169 228V230H172V229H170L171 226L168 227ZM231 225H233V224L231 223ZM75 226H76V225H75ZM104 226H105V225H102V226H101V224H100V228H101V229H100V232H98V234L101 233L100 236H102V234H103V235H106V233L108 232V231L105 232L103 229H106V230H107V228H108V229L111 231V230H114V229L117 230V228H118L117 226H115V227H117V228H115V227L113 226L114 228L111 227V228H112V229H111V228H109V227L106 228V227H104ZM124 226L121 227V228H122V230L127 231V232H124L125 235H126V234H129V235H130V238L133 236V237L131 238L133 241L129 238V236L127 237V239L124 238L125 241H127V240H128V242L131 241L130 245L132 244V242L135 241L134 244H133V246L138 244L137 241H142V240H140V239H143V238H141L140 236H138L139 233H135V232H134V233H131V232H129V231H132V230H131V228H132V224H131V225H130V224H127L126 227H124ZM138 226H140V225H138ZM141 226H143V224H142ZM95 227H96V226H95ZM102 227H104V228H102ZM128 227H129V229H128ZM241 227H242V226H240L239 229L237 228L236 231H237V230H239V231L241 230V231H240L241 233L238 232V231H237V232L240 233V234H242V236H239L240 234H239L238 236H239V238L241 237V241H240V242H243L245 245L247 244V245H246V246H247V249H246V246L243 245V244H240L241 247L239 246V249L241 248V250H242V249L245 247V250H244V249H243V250H244V252H246V253H247L248 250H249V253H251V251H252V253L255 252V251H257V250H258V247H257L256 250H255V248H253V246L256 245V241H255V245H253V246L251 247V248L254 249L255 251L249 249L250 246L248 247V245H250L252 242L249 244V242H247V241L250 239V238H249L250 236L248 235L247 231H244V230H243V231L245 232V235H244V234L242 233V229H243V228L241 229ZM72 228H74V227H72ZM76 228L80 229V232H79V231H78V232L81 234L82 237L84 236V234H85V236H86V235H87V236L90 235L89 237L92 236V235H91L92 232H90L91 230H88V232H89V233H88V232H86L87 230L85 231V229L82 228V227H78V226H76ZM76 228H75V229H76ZM81 228H82V229H81ZM119 228H120V226H119ZM119 228H118V229H119ZM123 228H124V229H123ZM144 228H145V227H144ZM155 228H154V230H156ZM179 228H180V227H179ZM181 228H180V230H181ZM183 228H182V229H183ZM75 229H74V232H75ZM78 229H77V230H78ZM126 229H127V230H126ZM137 229L141 230L142 228H141V227H140V228L137 227ZM137 229H136V227H135L136 232H138ZM150 229H152L151 226H150ZM150 229H149V230H150ZM163 229H164V227H163ZM217 229H219V228H217ZM228 229H227V230H228ZM233 229H235V228H233ZM102 230H103L104 232H103ZM144 230H145V229H144ZM144 230H143V231H144ZM160 230H161V231H160ZM166 230H167V229H165L164 233H162L161 235L165 234ZM176 230H177V229H176ZM176 230H175V231H176ZM178 230H179V229H178ZM178 230H177L176 232H178ZM180 230H179V231H180ZM187 230H186V232H188ZM200 230H201L202 232H201ZM212 230H213V231H212ZM101 231H102V232H101ZM110 231H109V233H110ZM118 231H119V230H118ZM141 231H142V230H141ZM141 231H140V232H141ZM157 231L155 232L156 234H157ZM182 231H183V230H182ZM182 231H180V232H182ZM189 231H190V230H189ZM191 231H190V232H191ZM208 231H209V232H208ZM217 231H218V230H217ZM62 232H63V230H62ZM64 232H65V231H64ZM81 232H82V233H81ZM114 232H115V231H114ZM114 232L112 231V233H114ZM132 232H133V231H132ZM172 232H174V231H172ZM180 232L176 233V234H177V237L179 236L178 234H179ZM237 232H236V233H237ZM75 233H76V232H75ZM79 233H76V235H77V234L79 235ZM95 233H96V232H95ZM95 233L93 234L94 236H95V235H98V234H95ZM104 233H105V234H104ZM109 233H108L107 235H108V237H111L112 235H111V233H110V235H111V236H110ZM120 233H121V230H120V232H119V234H118V235H120V236H119L120 239H119L118 237H116L117 234H113V236H112L113 238H110L111 242H110V240H108L109 238L107 239L106 236H105L106 239H107L106 242H105V239H104V241H101L102 238H103L104 236L100 238V239H101L100 241H101V243L103 244V246L105 245V246H107V247H109V248H110V246L113 247V245H112L113 243H112V242H114V245H122L123 243H121V244H117V240H118V239L121 240V238L124 237V234L121 233V234H123V235H122L123 237H121V234H120ZM153 233H154V232H153ZM153 233H152V231H151V232L149 233V235H150V234H151V235H154L155 233H154V234H153ZM169 233H170V232H169ZM197 233H198V234H197ZM208 233H209V234H208ZM216 233H217V232H216ZM218 233H219V232H218ZM218 233H217V235H218ZM246 233H247V237H248V239H247V237L244 239V240L247 239V241H246V243H245V241H243L242 239H243L244 236H246ZM260 233H261V232H260ZM82 234H83V235H82ZM133 234H135L136 236L133 235ZM137 234H138V235H137ZM143 234H144V232H143ZM147 234H148V233H147ZM166 234H167V232H166ZM166 234H165V236H166ZM172 234H173V233H172ZM192 234H193V235L196 234V236L194 237ZM211 234H212V235H211ZM261 234H262V233H261ZM118 235H117V236H118ZM131 235H132V236H131ZM149 235H148V236H149ZM161 235H160V236H161ZM170 235H171V233H170ZM185 235H187V234L185 233ZM209 235H211V236H209ZM243 235H244V236H243ZM20 236H21V235H19V237H20ZM67 236L69 237L68 234H67ZM67 236H66V238H65V241H63V242H64V244H67V245H68V243H67V242H68V239H67L68 237H67ZM87 236H86V237H83V238H88ZM126 236H127V235H126ZM134 236H135V237H134ZM144 236H147V235L144 234ZM144 236H143V237H144ZM154 236H156V235H154ZM165 236H164V240L166 241L168 238L165 237ZM168 236H169V235H168ZM172 236H173V235H172ZM174 236H175V235H174ZM212 236H213V237H212ZM218 236H219V235H218ZM221 236H222V235H221ZM82 237H81V238H82ZM139 237H140V238H139ZM161 237H162V239H163V236H161ZM161 237H160V238H161ZM180 237H181V236H180ZM219 237H220V236H219ZM229 237H230V239H228ZM236 237H237V236H236ZM20 238H22V236H21ZM78 238H80V236H77V239H78ZM92 238H93V237H92ZM128 238H129V239H128ZM134 238H135V239H134ZM137 238H138L139 240H137ZM146 238H147V237H146ZM155 238H156V237H155ZM160 238L158 237V240H159V241L162 240V239L160 240ZM172 238H173V237H172ZM183 238H179V239H182V240H183ZM221 238H222V237H221ZM66 239H67V240H66ZM70 239L72 240L71 237H69V240H70ZM74 239H76L75 236H74ZM88 239H89V238H88ZM115 239H116V240H115ZM124 239H123V240H124ZM237 239H238V238H237ZM256 239H257V237H256ZM81 240H82V239H81ZM83 240H84V239H83ZM83 240H82V242H85V240H84V241H83ZM94 240H95V239H94ZM94 240H93V242H94ZM113 240H114V241H113ZM123 240H122V241H123ZM147 240H148V238H147ZM153 240L155 241L154 237H153ZM158 240H157V241H158ZM239 240H240V239H239ZM66 241H67V242H66ZM78 241H79V242H78ZM90 241H91V245H90L91 248H89V247H90V246H89L90 243H88V242H90ZM90 241H88V242L85 243V244L88 243V246H89V247L87 246L88 248L85 247V249H89V250L92 249V243H93V242H92V240H90ZM96 241H97V240H95L94 244H95V243L101 244L100 241H99V242H96ZM108 241H109V243H111V244H108ZM125 241H124V243H125ZM168 241H169V240H167L166 243H167ZM179 241H180L179 244H181V240H179ZM233 241H234V242H233ZM237 241H238V242H237ZM249 241H251V239H250ZM253 241H254V240H253ZM69 242H70V241H69ZM80 242H81L80 239L77 240V243H80ZM115 242H116V243H115ZM151 242H152V241H151ZM172 242H173V241H172ZM187 242H188V244H187ZM202 242H203V243H202ZM215 242H216V243H215ZM230 242H231V241H230ZM230 242H229V243H230ZM104 243H106L107 245L104 244ZM119 243H120V241H119ZM126 243H127V242H126ZM136 243H137V244H136ZM149 243H150V241H148L147 245L149 246V248H152V247L154 246V244L152 243L153 246H152L151 244H150V245H151V246H150ZM161 243H162V242H161ZM161 243H160V244H161ZM163 243L166 244L164 241H163ZM175 243H176V241H175ZM199 243H201V244L199 245ZM221 243H222V244H221ZM64 244H63V245H64ZM85 244L82 243V244H81L82 246L79 244V247L81 246L80 248L78 247V244H77V248L80 249V250H81V248H82V250H84V246H86ZM102 244H101L100 247L98 246V248L101 249V251L106 250V253H107V251H109V248L104 247L103 250H102V248H101V247H103ZM155 244H156V241H155ZM164 244H161V247H162V245H163V248H164L165 250L167 249V246H169V249H171V253H172V254H173V253H174V254L179 253V252H177V251H178L177 249H176V250H177L176 253H175V251H173L174 249L172 248V246L175 245L174 243H172V244H174V245H172L170 242H168V244H166L167 246H166V245L164 246ZM170 244H171V245H170ZM108 245H110V246H108ZM124 245H125V244H123V246H124ZM157 245H158V244H157ZM157 245H156V246H157ZM176 245L179 246L178 243H177ZM182 245H180V246H181L182 249H183L184 246H182ZM201 245H202L203 247H204V245H206L205 248H204V251H207V249L209 248V250H212V252L214 251L213 254L217 253L218 256H217V254H215L214 257H213V256H210V257H208V258H211V259H210V262H209V261H206V258H204V257H205V254H204L205 252L203 251V249H201V247H202ZM211 245H212V246H211ZM221 245H222V246H221ZM242 245H243V247H242ZM75 246H76V245L74 244V246H73V248H72V245H71V248L74 249ZM138 246L141 247L142 245H141V244H138ZM138 246H135V247H138ZM156 246H154L152 249H155V250H156V251H155L156 254H157V253H158V254L156 255V257H154V255H152V257H150V258L148 257V258H149V259L153 258L154 260H156V259H158V260H162L163 262L166 261V263H163L162 261H161V262H160V261L158 262V260H157V261H153L155 264H157V263H158V264H168V263H167L168 261H169V264H170V263H171V264H176L177 262H179V261H178V260H179V259H178V258H179L178 255H176V256H177V259L175 258V261H174V257H173L174 255H171V256L169 255L170 250L167 249L168 252H167V250H166V252H165V250H163V252L166 253V255H165V253H164V256H163L162 248H161V250H160V248H158V247H156ZM170 246H171V247H170ZM208 246H209V247H208ZM210 246L212 247L211 249H210ZM214 246H218V248L216 247V249H215V248H213ZM230 246H231V247H230ZM64 247H66V246H64ZM69 247H70V245H69ZM93 247H95V246L93 245ZM112 247H111L112 250L109 251V252H111V253H113V254H116V253L118 252V249H121V248H120L121 246H119V247L117 246L118 248H117V247H114V249H113ZM131 247H132V245H131ZM181 247H180V248H181ZM189 247H190V245H189ZM261 247H262V246H261ZM71 248H70V249H71ZM96 248H97V247H95V249L93 248V249L91 250V253H92V254L94 253V252H92V251H95L96 253H97V251H98V253H97L98 255H95V254H96V253H95L94 255H95L96 257H94V258L96 259V258H99V256L101 257L102 255H105V256H102L103 258H101V259H103V260L106 259V254H102V255H101L102 252L100 251V253H99V249H96ZM116 248H117V249H116ZM129 248H130V247H129ZM177 248H178V247H177ZM75 249H76V247H75ZM107 249H108V250H107ZM122 249H124V248H122ZM126 249H128V248H126ZM126 249H124L123 251L126 252V251H127ZM140 249H141V248H139V250H140ZM142 249H143V248H142ZM142 249H141V250H142ZM158 249H159L162 253H160V252L158 251ZM178 249H179V248H178ZM184 249H185V248H184ZM184 249H183V251H184ZM214 249H215V250H214ZM236 249H237V250H236ZM113 250H114V251L117 250V251H116V252H113ZM135 250H136V249H135ZM137 250H138V249H137ZM141 250H140V251H141ZM144 250H145V249H144ZM144 250H142V251H144ZM217 250H225V251H227L228 254L226 255V253H225L224 251H222V252L224 253V256H223V253H222V255H220L221 252L218 253ZM235 250H236L237 254L234 253ZM246 250H247V251H246ZM263 250H264V249H263ZM145 251H146V252H148V251L150 252L151 249L147 251V248H146ZM152 251L154 252V250H152ZM201 251H202L203 253H202ZM215 251H217V252H215ZM125 252H122V251L120 252V250H119V252H118L119 254H116V255H118V256L121 255L120 257H122V256L125 257V254H123V253H125ZM129 252H130V251H129ZM129 252H126V257H125V258L128 259V257H129V259H128V260H129V264H130L131 262L137 264V263L134 262V261H131V262H130V259H132L133 257L130 258V256H129L130 253H129ZM134 252H135V251H134ZM180 252H181V251H180ZM209 252H210V251H209ZM239 252H241V251L239 250ZM244 252L242 251L241 253L245 255ZM128 253H129V254H128ZM131 253H133V252L131 251ZM136 253H137V252H136ZM142 253H144V252H142ZM142 253H141V254H142ZM151 253H152V252H151ZM159 253H160V255H159ZM207 253H208V252H207ZM229 253H230L231 256L229 255ZM108 254H109V253H108ZM108 254H107V256H109ZM113 254H110V255H112L114 258H112V257H110V258H112V260H113V259L115 260V257H117V256H116V255H113ZM139 254H140V253H139ZM147 254H148V253H147ZM167 254H168L169 257L167 256ZM179 254H180V253H179ZM200 254H201V255L203 254V257H202ZM210 254H211V253H210ZM256 254H257V252H256ZM256 254H254V255H256ZM262 254H263V253H262ZM130 255H131V254H130ZM149 255H150V254H149ZM149 255H148V256H149ZM180 255H181V254H180ZM182 255L184 256L183 253H182ZM208 255H209V254H208ZM251 255H253V254H251ZM259 255H260V253H259ZM259 255H256V256L260 257ZM87 256H88V255L85 256V260H84V261L82 260V263L85 262V261H88V259L91 260V259H92L91 257H93L92 255H91V257L88 256V258H87V260H86V257H87ZM136 256H137L136 260H138V262H141L142 258H140V260H139V256H140V255H138V253H137V255H135V257H136ZM157 256H158V257H157ZM161 256L165 257V258L168 259V260H165V258H163V257H162V259H161ZM234 256H236V257L234 258ZM247 256H248V253H247ZM256 256H255V257H256ZM82 257H83V256H82ZM82 257H81V258H82ZM89 257H90V258H89ZM124 257H122V258L125 259ZM135 257H134V258H135ZM222 257H227V260H228V261H227L225 258L221 259V261H220V258H222ZM239 257H242L241 254H239ZM239 257H238V258H239ZM244 257H246V256H243V258H241V259L244 260V259L248 258V257H246V258H244ZM81 258H80V259H81ZM108 258H109V257H107L106 260H109ZM134 258H133V259H134ZM148 258H147V259H148ZM169 258H170V260H169ZM172 258H173V259H172ZM184 258H185V256H184ZM203 258H204L205 260H204ZM262 258H263V257H262ZM82 259H84V257H83ZM133 259H132V260H133ZM147 259L145 260L146 262H147ZM153 259H151V260H149V261L152 262ZM163 259H164V260H163ZM180 259L183 261L182 256H180ZM185 259H186V258H185ZM191 259H190V258L188 259V260H189V261L187 262L188 264H189V262H190ZM254 259H256V258H254ZM259 259H260V258H259ZM103 260H102V261H103ZM128 260H127V261H128ZM136 260H135V261H136ZM172 260H173V261H172ZM203 260H204V262H203ZM207 260H208V259H207ZM236 260H237V261H236ZM80 261H81V260H80ZM97 261H98V263H99V262H100V258L97 259ZM109 261H111V259H110ZM109 261H108V262H109ZM149 261H148V264H150ZM176 261H177V262H176ZM182 261H180V262H181V263H185V261H187V259L184 260V262H182ZM212 261H213V262H212ZM222 261H224V262H222ZM258 261H259V260H257L256 263H258V264L262 263V262L259 263ZM260 261H261V260H260ZM89 262H90V261L85 262V264H87V263L89 264ZM91 262H94V260H91ZM143 262H144V261H142V263H143ZM180 262H179V264H180ZM195 262H196V264H197L198 260H195V259H194L193 263H192V260H191V263H190V264H194ZM229 262H228V264H230ZM235 262H234V263H235ZM245 262H247L248 264H249V263H250V264H256V263H254L255 260H253V261H252L253 263H252L251 260H250V262H249V260L246 259ZM96 263H97V262H96ZM98 263H97V264H98ZM101 263H103V262H100V264H101ZM105 263H106V261H105ZM127 263H128V262H127ZM199 263H198V264H199ZM236 263H235V264H236ZM247 263H246V264H247ZM263 263H264V261H263ZM263 263H262V264H263ZM83 264H84V263H83ZM93 264H94V263H93ZM109 264H110V263H109ZM131 264H132V263H131ZM143 264H146V263L144 262ZM152 264H153V263H152ZM177 264H178V263H177ZM238 264H239V263H238Z\"/></svg>", "mask_w": 264, "mask_h": 264}]
</instances>
